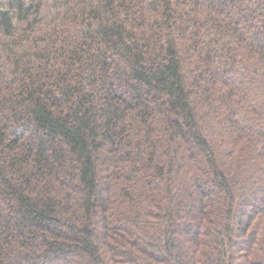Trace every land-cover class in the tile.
Wrapping results in <instances>:
<instances>
[{
    "label": "trees",
    "instance_id": "1",
    "mask_svg": "<svg viewBox=\"0 0 264 264\" xmlns=\"http://www.w3.org/2000/svg\"><path fill=\"white\" fill-rule=\"evenodd\" d=\"M0 264H264V0H0Z\"/></svg>",
    "mask_w": 264,
    "mask_h": 264
}]
</instances>
